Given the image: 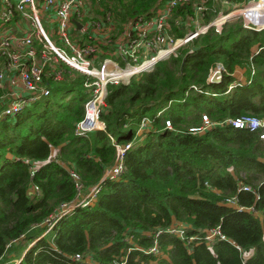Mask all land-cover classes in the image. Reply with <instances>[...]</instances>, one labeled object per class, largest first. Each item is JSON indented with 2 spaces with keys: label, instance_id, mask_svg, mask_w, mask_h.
<instances>
[{
  "label": "trees",
  "instance_id": "trees-1",
  "mask_svg": "<svg viewBox=\"0 0 264 264\" xmlns=\"http://www.w3.org/2000/svg\"><path fill=\"white\" fill-rule=\"evenodd\" d=\"M91 1L114 25L111 41L100 45L105 56L124 26L150 17L164 0ZM207 5L203 24L219 8ZM247 13L263 23L260 12ZM177 16L184 22L172 21V31L181 37L194 18L192 0ZM229 22L128 82L107 84L104 130L75 133L94 87L60 61V78L44 74L48 94L0 117V264L18 241L25 247L11 264H264V140L225 122L264 119V28ZM218 66L220 79L212 81ZM115 143L130 147L121 175L109 178ZM94 185L96 195L80 203ZM234 196L237 205L225 202ZM63 204L74 208L60 212ZM172 225L184 238L165 230ZM216 227L224 238L206 239Z\"/></svg>",
  "mask_w": 264,
  "mask_h": 264
},
{
  "label": "built area",
  "instance_id": "built-area-1",
  "mask_svg": "<svg viewBox=\"0 0 264 264\" xmlns=\"http://www.w3.org/2000/svg\"><path fill=\"white\" fill-rule=\"evenodd\" d=\"M99 0H96V3ZM210 1L219 4L218 11L212 17H218L208 24L200 25L204 14L209 13ZM261 0H192L193 27L181 37H175L172 31V21L176 25L183 23L181 17L174 18L177 7L185 5L190 0H164L155 12L148 18H138L129 26L126 25L116 36L113 43L115 49L105 52L100 45L110 42V34L114 28L111 16L93 18L89 15V8L93 6L90 0H0V87L5 90L0 95V117L15 116L27 105L38 100L49 89L44 84V74L51 69L54 78H60V71L55 70V63L60 61L70 69L91 78L86 86L92 85L93 94L84 104L85 114L75 127V133L86 135L93 130H104V123L99 120L100 105L110 83H126L129 79L142 71L151 69L160 59L176 56L179 48L190 44L199 35L204 34L209 27L219 32L229 17H248L247 12H260L264 16V4ZM241 4L242 8L233 12L227 11L232 3ZM222 4V6L220 5ZM250 8H259L248 11ZM237 15V16H236ZM88 17V19H87ZM52 21L56 27V34L62 47L56 46L44 28L43 22ZM81 23L80 28L73 22ZM25 21L23 24L22 22ZM195 24V26H194ZM250 27L249 25H245ZM256 30L261 27H254ZM115 56H120V63ZM221 66L211 71V76L217 73L221 76ZM204 124L210 125L206 116ZM225 122L238 128H248L259 131V137L264 140V119L252 115H243ZM166 124L169 126V122ZM145 126L146 123L142 122ZM130 144L115 143L116 159L111 167L105 171V177L117 178L123 171V156ZM78 192L81 191L79 175L70 171ZM205 184H207L205 182ZM247 189L248 187H244ZM99 190L97 185L90 188L80 203L87 204L90 197H94ZM225 202L237 205L236 197H227ZM74 208L72 204H63L60 212H67ZM55 213L50 219L57 218ZM49 222V221H48ZM168 230L181 238L183 228L172 225ZM162 230L159 229L158 233ZM215 236L224 238L219 227L207 231L206 239ZM156 252V246L150 249ZM116 264H125L120 261Z\"/></svg>",
  "mask_w": 264,
  "mask_h": 264
},
{
  "label": "rangeland",
  "instance_id": "rangeland-1",
  "mask_svg": "<svg viewBox=\"0 0 264 264\" xmlns=\"http://www.w3.org/2000/svg\"><path fill=\"white\" fill-rule=\"evenodd\" d=\"M90 2H91V0H90ZM263 4H264V0L261 2L260 5H263ZM217 5H219V4H217ZM220 5L222 6V4H220ZM244 6H246V5H244ZM244 6H242L241 4H236V3L233 2L231 5H228L227 11H233V12H235V11L239 10L240 8H242ZM97 7L96 6H91L89 8V15L90 16H92V17H96L97 16V14L95 12V9ZM246 17H234V16H232V17H229L227 19V21H228V23H231V22H229V20H233V19L238 18V21L241 22L244 25L254 26L256 28L262 27V25L264 26V21H263V23H262V21H259V22L254 21V20L252 21L251 19L248 20ZM216 18H218V17H211V20L210 21H212V20H214ZM209 19H210V17H209ZM258 19L262 20L264 18H258ZM22 23L24 24L25 21H23ZM198 23L200 25L203 24L202 23V20H199ZM188 25H189V28L185 29V33L188 32L193 27V23L190 22V24H188ZM43 26L48 31V35H49L50 39L52 40V42L56 46L62 47L61 43L59 42L58 35L56 34V27H55L54 22H52L50 20H49V22L45 21V22H43ZM194 26H195V24H194ZM236 74L238 75V77L240 79H244V77H243V70L238 69L237 72H236ZM4 92H5V90L0 87V95L3 94ZM24 247H25V243H20V241H18L17 243H15L12 246V248H10L8 250V253H7L6 257L4 258L6 260L4 264H11L13 260L14 261L15 260L17 261V259H15V258L18 257L19 254H21V252L24 249Z\"/></svg>",
  "mask_w": 264,
  "mask_h": 264
},
{
  "label": "water",
  "instance_id": "water-1",
  "mask_svg": "<svg viewBox=\"0 0 264 264\" xmlns=\"http://www.w3.org/2000/svg\"><path fill=\"white\" fill-rule=\"evenodd\" d=\"M73 22L77 25V28H80V26H81V23L80 22H78V21H76V20H73ZM262 28H264V26H262L260 29H262ZM257 30H259V29H257ZM197 47H192V50H195ZM184 61V60H183ZM220 79V77H218V75H217V73L216 74H214L213 76H211V78H210V80H212V81H218Z\"/></svg>",
  "mask_w": 264,
  "mask_h": 264
},
{
  "label": "crops",
  "instance_id": "crops-1",
  "mask_svg": "<svg viewBox=\"0 0 264 264\" xmlns=\"http://www.w3.org/2000/svg\"><path fill=\"white\" fill-rule=\"evenodd\" d=\"M56 152H57V150L54 149L53 152H52V155L55 156L56 155Z\"/></svg>",
  "mask_w": 264,
  "mask_h": 264
},
{
  "label": "bare ground",
  "instance_id": "bare-ground-1",
  "mask_svg": "<svg viewBox=\"0 0 264 264\" xmlns=\"http://www.w3.org/2000/svg\"><path fill=\"white\" fill-rule=\"evenodd\" d=\"M263 0H261L260 2H259V5L261 4V2H262ZM109 3V2H108ZM261 6V5H260ZM254 8H250V9H248V10H253ZM261 17H264V16H261Z\"/></svg>",
  "mask_w": 264,
  "mask_h": 264
}]
</instances>
